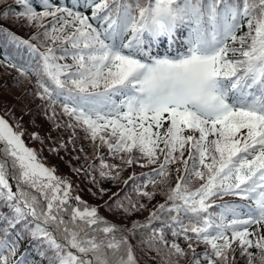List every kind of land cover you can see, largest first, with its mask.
Returning a JSON list of instances; mask_svg holds the SVG:
<instances>
[{"label":"snow or ice","instance_id":"obj_1","mask_svg":"<svg viewBox=\"0 0 264 264\" xmlns=\"http://www.w3.org/2000/svg\"><path fill=\"white\" fill-rule=\"evenodd\" d=\"M15 3L0 0V20L32 31L25 39L0 26V65L15 70L12 88L27 82L21 96L40 102L53 129L72 130L49 136L50 152L75 149L76 129L92 142L99 164L73 171L102 203L73 196L72 182L26 145L24 109H5L0 264H137L138 236L163 264H264V0ZM134 163L156 167L121 180ZM108 180L131 181L136 198L119 187L109 195ZM157 191L165 199L148 210L141 200Z\"/></svg>","mask_w":264,"mask_h":264},{"label":"trees","instance_id":"obj_2","mask_svg":"<svg viewBox=\"0 0 264 264\" xmlns=\"http://www.w3.org/2000/svg\"><path fill=\"white\" fill-rule=\"evenodd\" d=\"M7 3L16 7L15 0H7ZM0 26L8 28L11 31L16 32L18 35L24 37L25 39L31 34L32 29L29 28H21L20 24H12L10 21L0 20ZM3 39V33H0V40ZM4 53L3 47H0V59H2ZM7 73H11L9 76ZM16 75L14 69H6L3 65H0V112L4 113L5 109L11 108L12 112L17 116H21V109H24L22 119H23V127L25 129L24 140L27 146L34 147L42 152V156L44 162L48 165H55L57 169V175L62 177H67L73 184L75 194H78L82 197V199L86 200L89 204H101L102 201L95 195H93L94 188L89 183V178L84 175L83 172H75L73 171V166L77 168L85 167L87 164H99V157L96 155V150H94L92 146V142L90 140L83 138V133L80 129H76L77 136L79 139L75 140V149L70 144L68 146V151H61L59 155L52 153L48 150L49 146L53 144L51 139H48L49 136L56 137L57 139H67L68 136L72 135L71 129L61 128L59 131L52 128V122L48 119V117L44 114V109L37 108L36 106L40 103L38 100H33L32 97H22L21 94L24 91V88L27 87V82H25L19 88H12V78ZM5 84L9 87L6 89ZM30 110V111H29ZM67 117H60V120H66ZM32 131H38L41 136L45 137V143L41 145L39 141L33 140L29 137L28 133ZM80 148H83L84 151L81 152ZM99 153L103 154L104 159L109 163H119V160H115L113 157L107 155V148L101 146L98 149ZM79 157L77 160L75 157ZM85 156L88 157L87 161H85ZM156 165H150L147 167H142L140 164H133L131 166L126 167L122 172L121 180L126 179L133 172L136 174H143L150 170V168H154ZM170 176L168 183L174 184L176 177L179 175L176 171V165L169 166ZM13 183V181H10ZM104 187L110 189L109 195L112 191H116L119 187L122 191L127 190L130 195L136 198V194L131 191V181L129 182L128 188L125 189L123 183L114 184L110 180L105 181L103 184ZM149 190H151V185L148 186ZM164 191H167V186H163ZM91 189V191H90ZM107 199V196L104 198ZM165 197L157 191L153 200L148 201L146 198L141 200L142 203H146L148 206V210L155 206L158 202H163ZM238 197H230L225 196L223 200H238ZM148 210H142L136 212L130 219H139L142 220L148 215ZM101 214L108 217L110 220H113L117 223H123V219L106 208H101ZM140 239L138 236L136 240H133L132 243L134 245V254L137 259V264H163V261L156 255L153 251L151 253L146 254L145 246L137 243ZM28 245V240L25 239L22 241L20 251L24 250V247ZM253 252L256 251L255 248L251 249ZM33 255H35L33 253ZM235 264H246V260L243 257H238L235 261Z\"/></svg>","mask_w":264,"mask_h":264},{"label":"rangeland","instance_id":"obj_3","mask_svg":"<svg viewBox=\"0 0 264 264\" xmlns=\"http://www.w3.org/2000/svg\"><path fill=\"white\" fill-rule=\"evenodd\" d=\"M9 76L11 75V73H7Z\"/></svg>","mask_w":264,"mask_h":264}]
</instances>
